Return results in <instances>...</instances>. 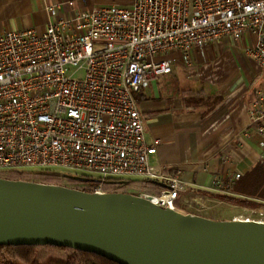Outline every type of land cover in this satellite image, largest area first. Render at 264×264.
<instances>
[{
	"label": "built area",
	"instance_id": "2783aa9c",
	"mask_svg": "<svg viewBox=\"0 0 264 264\" xmlns=\"http://www.w3.org/2000/svg\"><path fill=\"white\" fill-rule=\"evenodd\" d=\"M72 6V0H44L49 21L42 32H0V173L57 168L69 176L91 174L86 191L97 193L105 192L106 182L157 181L165 185L162 190L141 195L161 207L203 215L198 211L211 200L200 198L195 206L183 199L184 206L178 205L186 185L178 174L149 164L155 147L145 142L136 94L172 72L174 53L191 71L193 51L205 61L207 47L245 34L253 38L245 53L264 79V0H133L128 7L98 3L73 11ZM82 70L83 77L73 76ZM248 115V132L264 137V93ZM238 178H215L212 187L227 191ZM243 209L264 222V203Z\"/></svg>",
	"mask_w": 264,
	"mask_h": 264
},
{
	"label": "crops",
	"instance_id": "0c3cea01",
	"mask_svg": "<svg viewBox=\"0 0 264 264\" xmlns=\"http://www.w3.org/2000/svg\"><path fill=\"white\" fill-rule=\"evenodd\" d=\"M43 1L0 0V32L28 27L42 32L49 21ZM72 1L73 11L88 10L98 3L128 7L133 0ZM238 42L251 47L253 38L248 34L237 41L223 37L204 50L205 61L193 51L191 71L182 68L181 54L174 53L172 72L136 94L145 142L155 147L148 162L178 174L187 187L177 201L182 207L183 199L195 206L200 198L220 202L210 194H230V190L213 189L215 178L226 181L243 175L264 160V137L248 132V110L261 99L264 79L256 61L242 53ZM202 101L215 103L209 107ZM131 193L155 194L135 189Z\"/></svg>",
	"mask_w": 264,
	"mask_h": 264
},
{
	"label": "water",
	"instance_id": "95a60500",
	"mask_svg": "<svg viewBox=\"0 0 264 264\" xmlns=\"http://www.w3.org/2000/svg\"><path fill=\"white\" fill-rule=\"evenodd\" d=\"M0 245L63 246L118 264H264V222L0 176Z\"/></svg>",
	"mask_w": 264,
	"mask_h": 264
},
{
	"label": "trees",
	"instance_id": "16d2710c",
	"mask_svg": "<svg viewBox=\"0 0 264 264\" xmlns=\"http://www.w3.org/2000/svg\"><path fill=\"white\" fill-rule=\"evenodd\" d=\"M216 101V100H215ZM215 101H202L207 106L213 107ZM40 177L43 183L62 185L66 180L67 184L84 190H89L88 186H78L80 180L75 178H65L59 175L49 174H31L17 171H9L7 177L13 179H25L26 177ZM131 187L135 190L147 191L148 193H158L163 186L154 181H127L125 184L106 182L103 189L106 192L122 191V187ZM230 194H210L212 197L235 204L242 207L253 208L258 203H264V160L257 162L254 166L240 175L230 187ZM6 248L9 260L4 259L0 254V264H118L94 253L81 250L71 249L63 246H4L0 245V249Z\"/></svg>",
	"mask_w": 264,
	"mask_h": 264
},
{
	"label": "rangeland",
	"instance_id": "374dc122",
	"mask_svg": "<svg viewBox=\"0 0 264 264\" xmlns=\"http://www.w3.org/2000/svg\"><path fill=\"white\" fill-rule=\"evenodd\" d=\"M239 43L240 42H238L237 44H239ZM250 44H251V40H250ZM252 45H253V43H252ZM252 45H249V46H252ZM247 46H248V44H245L244 46H242L240 43L241 51L243 54H245L244 50L246 49ZM246 56H248V55H246ZM83 75H84L83 70L73 74L74 77H83ZM23 170H24L23 173L49 174V175L55 174V175H59V176L65 177V178H75V179L80 180V183H78V186H89L90 183H87V180L90 179L91 176L95 177V175H91V174H89L88 176H85L83 174L82 175L81 174H74V176H69L68 171H65L62 169H57V168H55V171L57 173L56 172H33L36 170L34 168H24ZM58 172H60V173H58ZM7 173L8 172H1L0 176L9 178V177H7ZM65 173H67V174H65ZM11 179H13V178H11ZM21 179H23V178H21ZM24 180H32V181L41 182L42 179L40 177H34L33 175H31L28 178L26 177ZM62 185L72 187V186L67 184L66 180L63 181ZM103 186H104V184L101 185V188H103ZM122 189L125 191H130V192L133 191V188L126 187V186L122 187ZM217 201H220V202L211 201L210 203L207 204L208 208H206V210H200V211H198V213H201V214H204L206 216L213 217L216 219H232V218H235L238 216H244V217L248 216L249 215L248 211H246L243 208L254 209V208L258 207L260 204H263V203H258L256 206L251 208V207H242V206L235 205V204H229V203L223 202L221 200H217ZM7 251H9V250H7L6 248L0 249V254H2L1 256H4L3 257L4 259L9 260Z\"/></svg>",
	"mask_w": 264,
	"mask_h": 264
},
{
	"label": "bare ground",
	"instance_id": "6f19581e",
	"mask_svg": "<svg viewBox=\"0 0 264 264\" xmlns=\"http://www.w3.org/2000/svg\"><path fill=\"white\" fill-rule=\"evenodd\" d=\"M233 219H242V220L251 219V220H257L258 221V219L254 218L252 215H248V216H245V217L244 216H238V217H235Z\"/></svg>",
	"mask_w": 264,
	"mask_h": 264
}]
</instances>
